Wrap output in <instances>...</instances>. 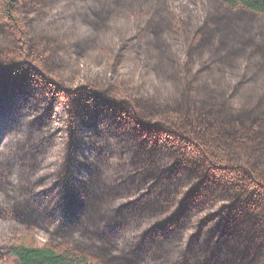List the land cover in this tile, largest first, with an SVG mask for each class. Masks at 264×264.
<instances>
[{
  "label": "trees",
  "instance_id": "1",
  "mask_svg": "<svg viewBox=\"0 0 264 264\" xmlns=\"http://www.w3.org/2000/svg\"><path fill=\"white\" fill-rule=\"evenodd\" d=\"M0 264H264V0H0Z\"/></svg>",
  "mask_w": 264,
  "mask_h": 264
}]
</instances>
